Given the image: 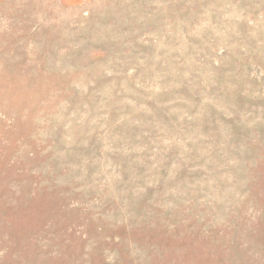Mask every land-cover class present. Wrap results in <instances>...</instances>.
<instances>
[{"label":"rangeland","instance_id":"obj_1","mask_svg":"<svg viewBox=\"0 0 264 264\" xmlns=\"http://www.w3.org/2000/svg\"><path fill=\"white\" fill-rule=\"evenodd\" d=\"M0 264H264V0H0Z\"/></svg>","mask_w":264,"mask_h":264}]
</instances>
